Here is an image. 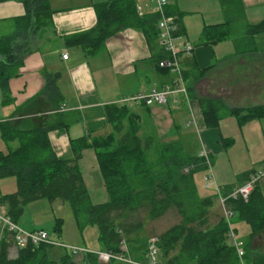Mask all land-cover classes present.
<instances>
[{"label": "trees", "instance_id": "1", "mask_svg": "<svg viewBox=\"0 0 264 264\" xmlns=\"http://www.w3.org/2000/svg\"><path fill=\"white\" fill-rule=\"evenodd\" d=\"M17 1L24 4L25 13L9 19V31L0 36V94L3 104L12 102L8 81L18 74L25 55L30 52L29 36L52 23L48 0ZM218 1L224 20L204 25L200 40L221 42L232 39L237 50L245 42L248 43V46L244 44L247 48H251L250 44L253 47L254 37L264 33V19L247 23L241 0ZM176 2L171 0L165 7V13L177 26L175 34L183 35V14ZM94 7L95 25L68 36L65 38L67 42L80 44L88 54H95L103 48L107 37L125 28H135L143 33L151 50L149 62L159 68L157 62L166 58L168 53L158 43V12L140 15L135 0H106ZM237 24L243 25V30L235 34ZM188 67H194L192 60ZM183 77L186 80V69H183ZM46 83L48 92V87L53 85L50 75L46 77ZM199 104L208 127H218L224 116H233L239 126L252 119L264 118V104L229 107L223 101L211 98H200ZM105 110L106 122L113 131L104 136L71 139L73 156L69 159L58 158L50 145L48 132L56 125L30 126L0 119L1 139L8 146L6 153L0 151V178L14 176L16 184V190L2 195L0 203L14 221H18L25 205L31 201L59 200L70 205L80 228L89 224L97 226L102 249L117 250L119 242L124 239L132 256L142 260L146 245L139 246L138 232L143 227L140 213L144 212L148 220H155L172 209L179 216L178 223L158 235L161 257L166 264H264V252L252 250L248 245L250 238L264 229V198L257 185L246 202L228 200L234 214L232 222L236 233V221L246 222L250 229L249 239L242 241L243 253L239 257L227 240L228 226L224 217L216 214L214 224H209L214 195L198 193L193 176L207 168L204 158L187 152L179 138L139 135V118L129 112L127 105L111 103ZM231 142V138H222L225 148ZM87 147L95 152L108 194L106 202L94 203L84 182L79 161L82 150ZM185 168H188L187 172ZM248 176L249 172L237 175L235 183L220 187L221 193L227 194ZM60 230L58 227L55 231L60 233ZM50 246L39 244L17 248L16 255L10 257V238L4 233L0 238V264H73L72 254L67 249L59 261L49 258ZM87 257L92 264L99 263L94 255L87 254Z\"/></svg>", "mask_w": 264, "mask_h": 264}, {"label": "crops", "instance_id": "2", "mask_svg": "<svg viewBox=\"0 0 264 264\" xmlns=\"http://www.w3.org/2000/svg\"><path fill=\"white\" fill-rule=\"evenodd\" d=\"M104 1L48 0L52 23L29 36L30 52L25 55L18 74L8 81L12 102L3 104L0 94V119L30 126L56 125L49 130L48 139L60 159L73 156L71 139L104 136L113 131L106 122V105L137 91L164 87L174 80L170 71H162L149 62L151 50L143 33L135 28H125L107 37L103 48L95 54H88L80 44L65 40L68 36L91 29L96 22L94 5ZM152 1L135 0L140 15L154 12ZM241 2L247 23L264 19V0ZM176 4L183 14L185 32L182 37L194 46L190 56L181 57L183 69H186L187 98L177 92L168 97L166 105L128 104L127 108L139 118V135L179 138L189 153L206 151L210 163L213 160V166L205 169L206 177L211 176V186L233 184L238 173H234L229 164L222 138H231L233 143L232 127L238 126L240 131L244 125L264 118L252 119L239 126L233 116H225L220 119L218 127H208L199 99H219L229 107L264 104V47L257 42L258 35L254 37L253 47L250 44L248 49L245 42L239 50L232 39L221 42L200 40L204 25L223 22L222 9H216L214 0H177ZM24 13L22 2L0 1V36L9 31V19ZM191 19L194 27L189 24ZM63 54H67L66 59ZM190 60L194 62V67H188ZM49 75L53 85L48 87L47 92L46 77ZM229 117L235 121L224 120ZM222 120L229 121L232 126L227 134L221 130ZM1 142L5 151H0L6 153L8 146L2 139ZM79 163L89 194L90 183L105 189L92 148L82 150ZM214 166L216 172L212 170ZM255 169L244 172L251 174ZM85 175L88 176L87 182ZM256 185L264 198V178ZM1 207L5 210V206ZM235 226L242 234L240 240H248V224L236 221ZM29 227L35 228L32 222ZM258 233L250 238L248 245L252 250L264 252V229ZM10 246L9 256L14 257L16 248L11 239ZM72 260L73 264H92L87 254H72Z\"/></svg>", "mask_w": 264, "mask_h": 264}, {"label": "rangeland", "instance_id": "3", "mask_svg": "<svg viewBox=\"0 0 264 264\" xmlns=\"http://www.w3.org/2000/svg\"><path fill=\"white\" fill-rule=\"evenodd\" d=\"M214 1L217 5L216 9L221 10L218 0ZM153 6L155 7L154 1H152V7ZM189 24H191L192 27L195 26L193 19L189 20ZM242 27L243 25L237 24L235 34L241 33L243 30ZM257 42L260 46L263 45L264 47V33L258 34ZM224 120L235 121L233 117H229ZM228 123L229 121L222 120L220 124L221 130L225 134L229 133L232 127ZM232 129H234V133L232 134L234 142L227 146L226 153L232 170L234 173H238L235 175L236 182L237 175L264 164V119L261 121H252L250 124L244 125L240 131L238 126H234ZM0 150L3 152L5 151L1 142V135ZM212 162L213 160H211V166H213ZM212 168V170L216 172V167L214 166ZM223 170H225L224 166ZM206 176L207 172L205 170H201L196 172L193 177L200 195H214V202L209 216V224L213 225L216 220V214L222 215L223 208L215 188L212 186L210 188L205 187ZM87 177L88 176L85 175L86 182L88 181ZM89 185L90 198L94 201V203L108 201V194L104 188H100L99 185L91 183ZM15 190L16 184L14 176L0 178V197ZM1 205L2 204L0 203V211L3 209ZM139 216L140 218H143V227L138 232V238L140 240L139 246H144V244L146 245L148 237L152 235H159L179 221V216L172 209L168 210L162 217L155 220H148L144 212H141ZM31 222L37 229L48 230L53 240H60L68 245H86L92 251L102 249L98 241L99 231L97 226L89 224L81 226L80 228L73 217L68 203H62L59 200L49 201L47 199H38L27 203L24 208V213L19 219V223L20 226L30 229L31 227H29V224ZM58 227L61 229L60 233L55 231ZM260 232L261 231H259V233ZM3 234L4 233L1 232L0 228V235ZM237 237H242V234L238 233ZM65 253V249L57 246H50L48 249L49 258L56 261H59L61 255Z\"/></svg>", "mask_w": 264, "mask_h": 264}, {"label": "built area", "instance_id": "4", "mask_svg": "<svg viewBox=\"0 0 264 264\" xmlns=\"http://www.w3.org/2000/svg\"><path fill=\"white\" fill-rule=\"evenodd\" d=\"M155 3L154 11L158 12L159 20L157 27L159 29L158 43L164 51L168 53L166 58H162L157 62V66L162 69H167L174 75L172 83L164 87H152L148 90L137 91L133 94L121 97L114 103L117 104H143V105H166L168 97L175 93H182L187 98V88L183 77V66L181 62L182 55L190 56L193 52V43L176 35L177 26L171 16L166 15L165 7L169 0H153ZM140 14V13H139ZM64 59L67 54H63ZM199 156L204 158L205 164L210 167V159L206 151H201ZM185 172L188 168L184 169ZM264 178V164L257 167L248 178L240 185L232 188L227 194H222L220 187H216L215 191L222 205L224 217L228 230L227 240L236 249L238 256L243 253V242L237 237V233L233 227V211L228 206L229 199H241L246 202L249 199L251 191L259 180ZM212 184L211 176L206 177L205 187L210 188ZM0 228L2 233H6L14 247L24 248L28 245L37 246L39 244H48L52 246L67 249L72 254L82 253L94 255L96 261L100 264H112L114 262L124 264H166L161 257V252L158 246V235H152L146 240L144 259H135L129 249L128 243L123 239L118 244L117 250L100 249L97 251L90 250L87 246L68 245L60 240H53L50 232L46 229L24 228L17 221H14L6 212L0 211ZM2 235H0V238Z\"/></svg>", "mask_w": 264, "mask_h": 264}]
</instances>
